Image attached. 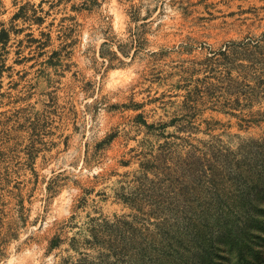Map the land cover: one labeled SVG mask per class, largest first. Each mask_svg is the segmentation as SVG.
I'll return each mask as SVG.
<instances>
[{
	"label": "clouds",
	"instance_id": "clouds-1",
	"mask_svg": "<svg viewBox=\"0 0 264 264\" xmlns=\"http://www.w3.org/2000/svg\"><path fill=\"white\" fill-rule=\"evenodd\" d=\"M253 183L264 0H0V264H252Z\"/></svg>",
	"mask_w": 264,
	"mask_h": 264
},
{
	"label": "rangeland",
	"instance_id": "rangeland-1",
	"mask_svg": "<svg viewBox=\"0 0 264 264\" xmlns=\"http://www.w3.org/2000/svg\"><path fill=\"white\" fill-rule=\"evenodd\" d=\"M224 218H228L229 221L227 224L217 223V227L220 231L217 240L220 243H231L233 245L241 242L242 238L246 236V230L249 227H261L262 225L253 217L251 218V213L242 221L241 218H233L230 213H228ZM245 220H249L248 222ZM244 223V227H241L240 224ZM254 260L252 264L259 262L260 258L264 255L262 253L251 252L250 253Z\"/></svg>",
	"mask_w": 264,
	"mask_h": 264
},
{
	"label": "trees",
	"instance_id": "trees-1",
	"mask_svg": "<svg viewBox=\"0 0 264 264\" xmlns=\"http://www.w3.org/2000/svg\"><path fill=\"white\" fill-rule=\"evenodd\" d=\"M249 180H251V177H248ZM250 192H254L256 193L257 198H259V196L261 195V192L264 191V189H260L256 183H253L252 187L249 189ZM249 209H250V213H254L259 211L258 209L255 208L254 205H249ZM228 213L223 214L217 223H220L222 225L227 224L229 221L227 220L228 218H224ZM251 218L253 219V215L251 214ZM245 221H249V220H245ZM256 264H264V255L260 258L259 262H257Z\"/></svg>",
	"mask_w": 264,
	"mask_h": 264
}]
</instances>
